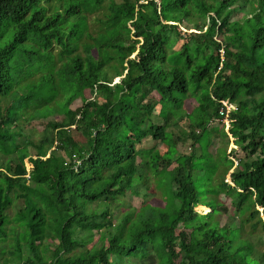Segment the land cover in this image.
<instances>
[{
    "label": "trees",
    "instance_id": "obj_1",
    "mask_svg": "<svg viewBox=\"0 0 264 264\" xmlns=\"http://www.w3.org/2000/svg\"><path fill=\"white\" fill-rule=\"evenodd\" d=\"M149 258L264 264V0H0V264Z\"/></svg>",
    "mask_w": 264,
    "mask_h": 264
},
{
    "label": "rangeland",
    "instance_id": "obj_2",
    "mask_svg": "<svg viewBox=\"0 0 264 264\" xmlns=\"http://www.w3.org/2000/svg\"><path fill=\"white\" fill-rule=\"evenodd\" d=\"M135 55V54H134ZM133 55V56H134ZM118 79V78H116ZM229 105H230V102H227ZM74 105H80V101H76V103ZM194 106V102H192L190 99H186L185 102H184V110L186 111H191L192 108ZM154 118L155 120H157V115H154ZM225 121V130L227 131L229 129V119H228V116L225 117L224 119ZM220 123V120H216L214 122L211 123V126H210V129L212 127H215V126H218ZM186 127H188L186 124H183V127L182 129H185ZM44 128V121L43 120H33L30 124H28L27 126V130L28 131H31L32 132V136L34 137V139H39L41 137V133H42V130ZM74 136L75 138L83 141L84 143L86 142V139L85 137L78 131H74ZM230 143L229 145L227 146V151L230 152L231 151V148H233L235 145H234V142H233V137L230 136ZM158 141L154 140L153 138L151 137H147L146 139H144L143 143H141L142 145L146 146V147H149V146H152L154 144H156ZM159 147H161V150H164L166 147L162 144V143H159ZM140 145V144H139ZM225 143H224V140L220 138L219 134L217 133H213L212 135V143H211V146H210V149L213 153H215L217 151V149L221 146H224ZM179 150L182 152V151H186V152H189L190 151V141L188 142H185V143H181L179 145ZM32 152L34 153L35 151L32 150ZM238 154L242 155L243 153H241L240 151H238ZM31 162L29 160V158L27 157L26 158V165L28 167H31ZM231 171L230 170L227 174H226V179L228 181L231 180ZM165 191V189H164ZM155 198H153V200L157 203H160L161 205L164 204V198H163V193L161 191V189L159 188H155ZM142 196H140L139 198L138 197H135V196H131L129 195L126 200L129 201L130 203L132 204H137L140 200H141ZM151 198V196H150ZM221 200L224 201L228 206L230 205V198L222 195L221 196ZM197 211L201 212V213H208L210 212V209L209 210H203V209H199L198 207H196ZM259 209L261 210V215H263V210H262V207H259ZM13 211V210H12ZM228 220H230V214L228 213H224L222 216H221V221L222 223H225L227 222ZM145 262V263H144ZM143 262V264H157V261L155 258H152V259H147Z\"/></svg>",
    "mask_w": 264,
    "mask_h": 264
},
{
    "label": "built area",
    "instance_id": "obj_3",
    "mask_svg": "<svg viewBox=\"0 0 264 264\" xmlns=\"http://www.w3.org/2000/svg\"><path fill=\"white\" fill-rule=\"evenodd\" d=\"M221 51L223 52V49H221ZM227 102L228 101H223L225 107L221 108V113H223L225 115L224 119L227 116V114L229 113V111L236 109V106L233 103H230V105H229ZM27 177H30V175L27 174Z\"/></svg>",
    "mask_w": 264,
    "mask_h": 264
},
{
    "label": "bare ground",
    "instance_id": "obj_4",
    "mask_svg": "<svg viewBox=\"0 0 264 264\" xmlns=\"http://www.w3.org/2000/svg\"><path fill=\"white\" fill-rule=\"evenodd\" d=\"M199 209H203V210H209V208L205 205H198L197 206Z\"/></svg>",
    "mask_w": 264,
    "mask_h": 264
},
{
    "label": "water",
    "instance_id": "obj_5",
    "mask_svg": "<svg viewBox=\"0 0 264 264\" xmlns=\"http://www.w3.org/2000/svg\"><path fill=\"white\" fill-rule=\"evenodd\" d=\"M81 110V107H78V111H80ZM210 210H211V208L210 207H208Z\"/></svg>",
    "mask_w": 264,
    "mask_h": 264
},
{
    "label": "clouds",
    "instance_id": "obj_6",
    "mask_svg": "<svg viewBox=\"0 0 264 264\" xmlns=\"http://www.w3.org/2000/svg\"><path fill=\"white\" fill-rule=\"evenodd\" d=\"M206 206V205H205ZM208 207V206H207Z\"/></svg>",
    "mask_w": 264,
    "mask_h": 264
}]
</instances>
